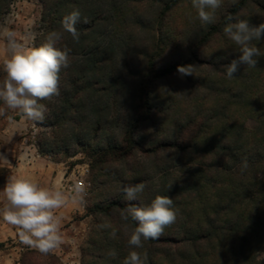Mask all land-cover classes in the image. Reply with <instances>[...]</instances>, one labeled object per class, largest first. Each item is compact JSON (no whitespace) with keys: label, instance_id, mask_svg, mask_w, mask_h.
<instances>
[{"label":"trees","instance_id":"obj_1","mask_svg":"<svg viewBox=\"0 0 264 264\" xmlns=\"http://www.w3.org/2000/svg\"><path fill=\"white\" fill-rule=\"evenodd\" d=\"M15 1L0 0V25ZM39 2L37 46L50 32L63 31L65 16L81 13L79 41L64 32L57 44L71 49L70 65L60 72V94L39 101L47 108L43 121L34 122L39 153L69 158L83 151L95 186L111 180L114 165L130 170L137 154L152 157L160 174L159 187L146 200L128 201L122 194L89 209L96 233L82 249V264H123L134 249L121 235L120 212L156 195L169 196L178 215L159 238L135 249L147 252V264H264V40L253 41L261 52L256 67L241 65L229 79L225 66L240 51L223 31L233 22L229 17L264 22V0H222L214 22L199 20L189 35L186 56L168 62L163 59L172 39L175 48L186 39L185 32L171 30L172 15L182 4L192 7V0ZM146 9L150 14L144 15ZM139 31L148 32L151 42L138 70L133 53ZM188 64L192 76L181 77L177 66ZM4 77L0 65V83ZM179 99L182 116L171 118ZM9 111L0 101V120ZM160 116L171 121L172 136L151 141L143 132L158 131ZM245 160L248 167L241 170ZM125 223L130 230L138 226L130 218ZM20 264L59 260L29 250Z\"/></svg>","mask_w":264,"mask_h":264},{"label":"clouds","instance_id":"obj_2","mask_svg":"<svg viewBox=\"0 0 264 264\" xmlns=\"http://www.w3.org/2000/svg\"><path fill=\"white\" fill-rule=\"evenodd\" d=\"M222 0H192V7L202 23H213L215 12L221 7ZM81 13L73 10L62 20L63 31H52L45 41L38 46L34 44L36 33L29 32L23 43L15 39L16 33L0 25V39L8 41L11 55L3 63L5 77L0 83V101L8 109L18 111L23 120L43 121L47 108L41 100H51L59 96L60 72L70 65L71 49L57 44L67 32L76 42L80 33L76 25L80 22ZM223 31L225 35L239 47L240 55L226 65V74L231 79L240 70L241 65L256 67L261 55L260 49L253 41L264 40V22L252 25L247 19L229 17ZM85 19L83 23H87ZM192 65H178L177 73L181 77L192 76ZM248 167L247 161L241 164V170ZM143 183L129 184L122 187L128 201H135L144 191ZM6 204L0 209L3 219L17 226L22 241L41 253H48L63 242L60 233L61 217L55 210L66 203V197L59 188L41 187L33 179L26 176L10 177L3 188ZM178 209L174 207L169 196L156 195L146 205L129 206L122 212V219L129 218L138 223L128 234V245L134 249L129 252L123 264H147V252L136 251L143 248V241L159 238L164 229L175 223ZM115 258V251L109 253Z\"/></svg>","mask_w":264,"mask_h":264},{"label":"rangeland","instance_id":"obj_3","mask_svg":"<svg viewBox=\"0 0 264 264\" xmlns=\"http://www.w3.org/2000/svg\"><path fill=\"white\" fill-rule=\"evenodd\" d=\"M149 10L146 9L144 13L150 14ZM41 16H42V7L39 0H16L14 4L11 6L10 13L6 16L4 21L1 23L2 26L7 27L10 31L16 33V41L18 43H23V38L29 33L33 32L37 35L41 32L42 24H41ZM199 22V18L197 16L196 9L190 7L186 4H182L172 15L171 20V30L174 32H185L186 39H183L181 45H176L174 47L175 41L172 39L173 43H170L168 50L165 54L163 62H168L170 60H176L181 58V56H186L187 48L192 41L190 36L193 32L195 27ZM137 42L135 46V50L133 53L134 57V67L136 69L142 68V62L144 54L148 51L151 38L150 34L146 31H139L137 32ZM173 38V37H171ZM35 42V41H34ZM173 44V45H172ZM172 46V47H171ZM2 47V49H1ZM178 47V48H177ZM11 55L10 49L8 48V41L6 39H0V65L3 66L4 60ZM177 110L174 114H170L171 118H179L182 116V102L177 100ZM123 111L124 109L121 108ZM124 114L126 112L124 111ZM7 117V116H6ZM161 126H159V130L155 131L152 128H147L143 133L146 134V137L149 138L151 141L157 140H166L172 136L171 133V121L169 119L161 118ZM30 121V120H29ZM33 126L27 133V139L30 141H34L36 145V138L37 134L39 133V126L35 124L33 121H30ZM36 132L32 134L34 128ZM117 134V132H116ZM37 146V145H36ZM38 149V148H37ZM83 156L86 160L89 161L91 165V160L86 156L83 151H78L74 156L69 158L65 157L64 154H60L57 158H54L58 162H64L65 165L72 164L73 160ZM169 155L164 153L161 155L164 162ZM75 158V159H74ZM176 160V159H175ZM180 162L179 160H176ZM125 165H114L112 166L115 174H111V180H109L107 184L104 185H96L90 182V189L88 191V196L84 200L85 209L82 211L80 215H77L75 221H83L86 224L85 229L79 234L78 240L69 246V248H64V250L60 251H50L48 252L51 255H54L59 260V264H82V249L85 246V243L95 234V222L92 213L89 209L98 201L107 202L109 199L121 196L123 194L122 187L124 185L129 184H138L139 180L142 181L145 185L144 191L140 193L138 196L143 199H147L151 196L152 192L159 187V176L160 174H156V171L152 167V157H146L143 154H137L131 161H130V170L124 167ZM120 218L122 219V212H120ZM108 226L107 224H105ZM125 225H127L124 221L121 226V235L128 236L125 231ZM117 227L118 224H117ZM116 228V227H115ZM127 232L130 233L131 230L127 225ZM99 235V234H98ZM33 250L35 252L40 251L36 248L34 249H25L19 252L18 261L16 264L21 263V259L23 254L27 251ZM43 263H46L47 259H41Z\"/></svg>","mask_w":264,"mask_h":264},{"label":"crops","instance_id":"obj_4","mask_svg":"<svg viewBox=\"0 0 264 264\" xmlns=\"http://www.w3.org/2000/svg\"><path fill=\"white\" fill-rule=\"evenodd\" d=\"M32 126L29 120H23L18 111L11 109L9 116L0 120V209L6 204L3 188L10 177L23 175L33 179L41 187L59 188L65 163L40 154L39 151L34 156L26 145L27 133ZM62 192L66 203L55 210V214L61 217L60 233L64 240L54 249L58 253L74 244L86 226L83 221H75L76 216L83 211L81 201ZM20 231L17 226L6 222L0 216V264H16L18 261L19 252L26 245L20 237Z\"/></svg>","mask_w":264,"mask_h":264},{"label":"built area","instance_id":"obj_5","mask_svg":"<svg viewBox=\"0 0 264 264\" xmlns=\"http://www.w3.org/2000/svg\"><path fill=\"white\" fill-rule=\"evenodd\" d=\"M35 132L36 129L34 128L32 134H34ZM26 145L29 150L33 152L34 156L39 154L34 141L27 140ZM72 161L74 163L72 162L71 165H65L64 173L59 182V189L79 199L82 204V210H84V200L88 196V191L90 189V182L88 181L90 176V163L81 155L79 159L77 158L76 160H73L72 158ZM25 249L34 248L29 245H24L21 248V251Z\"/></svg>","mask_w":264,"mask_h":264}]
</instances>
